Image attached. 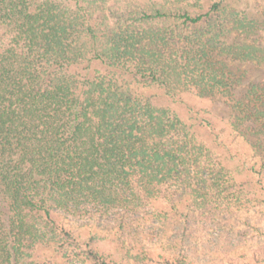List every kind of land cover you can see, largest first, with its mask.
<instances>
[{"label":"trees","instance_id":"16d2710c","mask_svg":"<svg viewBox=\"0 0 264 264\" xmlns=\"http://www.w3.org/2000/svg\"><path fill=\"white\" fill-rule=\"evenodd\" d=\"M128 1L0 0V264H122L91 248L94 230L173 264H264V207L198 139L209 120L152 92L222 100L261 175L264 82L233 65L264 67V29L226 0Z\"/></svg>","mask_w":264,"mask_h":264},{"label":"rangeland","instance_id":"374dc122","mask_svg":"<svg viewBox=\"0 0 264 264\" xmlns=\"http://www.w3.org/2000/svg\"><path fill=\"white\" fill-rule=\"evenodd\" d=\"M111 1L118 2L120 7L125 6L129 2L128 0ZM132 1H134L133 4H128L131 7H146L148 9L161 8L162 6L167 8L174 5V2L176 3V0ZM216 1L218 0H178L177 4L194 13L206 11ZM226 1L227 9L225 10L227 12L235 10L245 13L249 18L254 19L260 28L264 29V0ZM177 4L176 6H178ZM261 38H264V34H262ZM233 67H235L237 74L241 75L242 83L246 86L264 82V67L262 66L250 62H239L234 63ZM152 92L156 94L154 98L155 104L169 108L186 122L189 121L191 116L195 115L194 111H200L202 115L206 116L211 126L197 129L198 139L211 148L220 163L234 172L235 179L240 181L239 183H243L248 194V204L250 206L258 205L259 207H264V169L261 175L258 174L262 167L260 168V165L255 163L256 156L253 153V149L231 130V111L228 106L222 100L200 97L196 94L184 93L173 100L163 90L153 88ZM260 177L263 180V186L258 182ZM81 234L85 240L91 241L92 249L98 253L109 255L113 260L122 264H173L171 261L167 262L162 258L164 252L160 249L144 254L136 250L132 251V249L123 248L118 243L115 235L107 231H82ZM261 237L255 235L243 249L249 251L261 249L260 245H255ZM164 254L168 259L173 257L169 253ZM244 261L243 258L238 257V254L219 253L212 255L203 264H240ZM59 264L64 263L60 260ZM190 264L200 263L191 261Z\"/></svg>","mask_w":264,"mask_h":264}]
</instances>
